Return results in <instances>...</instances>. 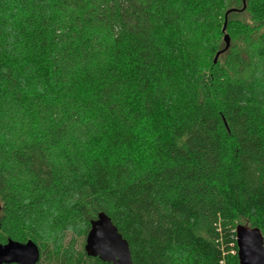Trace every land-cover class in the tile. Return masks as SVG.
I'll list each match as a JSON object with an SVG mask.
<instances>
[{
	"label": "trees",
	"instance_id": "1",
	"mask_svg": "<svg viewBox=\"0 0 264 264\" xmlns=\"http://www.w3.org/2000/svg\"><path fill=\"white\" fill-rule=\"evenodd\" d=\"M99 213L132 264L264 237V0H0V245L111 264Z\"/></svg>",
	"mask_w": 264,
	"mask_h": 264
},
{
	"label": "water",
	"instance_id": "2",
	"mask_svg": "<svg viewBox=\"0 0 264 264\" xmlns=\"http://www.w3.org/2000/svg\"><path fill=\"white\" fill-rule=\"evenodd\" d=\"M226 30V23L223 32ZM225 49L229 48L230 37L224 36ZM219 53L216 55V60ZM239 264H264V237L257 227L238 225L235 229ZM85 252L111 264H132L128 242L119 233L111 218L99 213L90 223L85 241ZM40 260L39 247L31 240L21 243L9 240L0 245V264H36Z\"/></svg>",
	"mask_w": 264,
	"mask_h": 264
},
{
	"label": "rangeland",
	"instance_id": "3",
	"mask_svg": "<svg viewBox=\"0 0 264 264\" xmlns=\"http://www.w3.org/2000/svg\"><path fill=\"white\" fill-rule=\"evenodd\" d=\"M80 241V240H79Z\"/></svg>",
	"mask_w": 264,
	"mask_h": 264
}]
</instances>
